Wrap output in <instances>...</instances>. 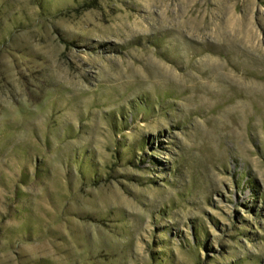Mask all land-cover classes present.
Listing matches in <instances>:
<instances>
[{
    "label": "rangeland",
    "instance_id": "1",
    "mask_svg": "<svg viewBox=\"0 0 264 264\" xmlns=\"http://www.w3.org/2000/svg\"><path fill=\"white\" fill-rule=\"evenodd\" d=\"M0 264H264V0H0Z\"/></svg>",
    "mask_w": 264,
    "mask_h": 264
}]
</instances>
